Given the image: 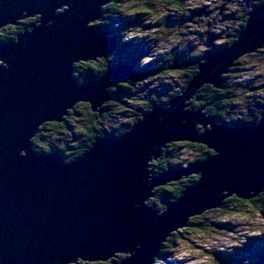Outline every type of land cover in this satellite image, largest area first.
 <instances>
[{
  "label": "water",
  "instance_id": "1",
  "mask_svg": "<svg viewBox=\"0 0 264 264\" xmlns=\"http://www.w3.org/2000/svg\"><path fill=\"white\" fill-rule=\"evenodd\" d=\"M115 1L0 0V30L37 18L15 40L0 42V264L106 262L115 253L128 255L117 264H153L162 243L192 218L229 197L251 200L264 191V111L250 125L231 127L205 106L191 108L204 86L222 90L234 64L264 48V6L248 14L228 48L209 49L178 95L153 104L126 133L96 139L70 162L35 151L42 126L62 123L78 102L102 116L109 89L140 77L127 63L88 82L75 76L77 64L118 49L119 40L96 24ZM178 142L212 154L154 176L153 162ZM192 172L196 182L162 214L148 205L155 188Z\"/></svg>",
  "mask_w": 264,
  "mask_h": 264
},
{
  "label": "rangeland",
  "instance_id": "2",
  "mask_svg": "<svg viewBox=\"0 0 264 264\" xmlns=\"http://www.w3.org/2000/svg\"><path fill=\"white\" fill-rule=\"evenodd\" d=\"M165 1L170 0H120L118 6L113 8L116 17H124L125 20L121 33L126 39L134 41L133 49L143 55L142 64L146 62L152 68L180 62L185 58L194 59L198 66L209 49L228 48L246 13L264 6V0H182V6L170 5ZM9 33L10 30L0 31L4 37H8ZM244 57L238 73L226 79L232 96L223 107L221 118L224 123L216 119L219 124L247 126L264 109V48L259 53ZM124 58H128L127 54ZM135 71L140 74V79L137 77L138 81L133 85L121 87L122 84H118V92L114 96L119 97L122 103L117 102L115 109L109 110V116L98 114L94 118L87 104L78 103L66 117L67 123L66 120L54 122L64 124L62 127L46 124L41 137L36 139L34 149L57 147L61 155L64 152L73 157L74 147L78 143L85 144L93 127L99 133L106 130L122 135L132 126V118L137 110L148 108L149 101L164 104L169 95L181 90L183 85L185 87L183 72L179 70L159 77H142L140 72ZM79 81L83 83L85 80ZM192 102L195 105L201 101ZM193 104L192 110L204 107L194 109ZM205 107L204 111L209 113V105ZM239 120L245 123L232 126ZM199 132L202 133V129ZM188 145L171 143L164 149L167 152L166 155L163 153V160H170L175 171L176 168L188 166L203 153L200 146ZM153 175L159 174L153 172ZM158 189L160 187L156 188V195L149 200L148 205L162 214L166 203L174 201L163 204ZM256 206L255 209L235 202L224 211L213 208L203 212L198 219L201 222L198 226L193 227L189 222V225L162 243V249L153 264H264V197ZM160 252H165V255H160ZM119 256L117 258L125 259L128 255Z\"/></svg>",
  "mask_w": 264,
  "mask_h": 264
},
{
  "label": "trees",
  "instance_id": "3",
  "mask_svg": "<svg viewBox=\"0 0 264 264\" xmlns=\"http://www.w3.org/2000/svg\"><path fill=\"white\" fill-rule=\"evenodd\" d=\"M120 0H116L114 3L106 6L104 8V20L99 23V25L105 30L110 32V36L115 37L119 40V47L118 49L115 51V53L111 56H109V61H106V63H99V65L97 66V69L92 68L91 64L94 62H87V63H79L75 66V76L79 79V80H85L83 82H87L90 81L91 79L100 77L102 75H104L108 69L111 66L114 65H120V64H131L132 67L137 70L138 72L141 73L142 77H147L149 75L151 76H163V75H170L174 72H178V70H172L173 67L176 66H181L184 63H192L195 62L194 59L192 58H185L182 59L180 62H176L173 64H162L160 66L157 67H151V64H148L145 62L144 64H142V60H143V55L140 53H137L135 49V44L133 43L134 41L132 39H126V37L124 36L123 33H121V29L122 27L125 25L124 23V17H116L113 8L117 7V3ZM139 1V0H138ZM140 1H153V0H140ZM164 1V0H162ZM170 5H177V6H182V0H170V1H165ZM255 8V7H253ZM253 10V9H252ZM248 17L245 18V21L242 22L239 30L236 32L235 36L232 38V40H230L229 44L231 45L235 40H236V36L237 34H239L240 30L244 27V25L246 24ZM34 22H37V18H30L28 20H26L24 22V24H22L21 26H14V27H10V28H14V32H12V36L10 37V35H8V37H4L2 35H0V41L4 42L7 39L11 40V39H16V36L18 34V32H20L23 29V25L25 24H32ZM10 28H5L2 29L0 31H4ZM259 53V51L257 52ZM125 54H127L128 58H124ZM135 54V55H134ZM136 54H138V56H136ZM202 56V55H201ZM200 56V57H201ZM206 56V55H205ZM247 57V56H246ZM245 59L242 58L239 61H237L234 66L231 68V72L224 76V86L222 90H218L213 88L212 86L206 85L204 86L200 92H199V96L202 98L201 102L199 103H195V105L193 104V102H191V104L194 105V109H198L201 106H206L209 105V114L211 116H214L216 119L219 120V122H223L224 120L221 118L222 113L224 112L223 107L227 105V103L230 101V98L232 96V94L229 92L228 90V82H227V78L231 77L232 74H237L238 73V69H239V65L241 64L242 60ZM99 61V60H98ZM183 72V76L185 78V86L187 85V83L196 75L197 73V63L195 62V64H192L191 66H187L185 68H183L182 70H179ZM235 76V75H234ZM85 77V78H84ZM137 79V78H136ZM140 79V77H139ZM124 87V86H121ZM184 88V85L183 87ZM181 88V90H182ZM181 90L176 91L175 93H173L172 95H169V97L164 101V104H166L169 99H171L172 97L178 95ZM109 91L111 93H113V100L109 101L110 105L108 106L107 103L105 104L104 108L107 110H113L115 109L114 107H116V103L120 102V104L122 103V101L120 100L119 97H115L114 94H116L118 92V88L115 87L109 89ZM148 108H140V110H137L136 115L132 118L133 120V124L130 127V129L141 120V117L144 113L148 112L149 109L151 108V106L153 105V102L148 103ZM226 104V105H225ZM193 108V107H192ZM107 110V111H108ZM106 111V112H107ZM264 111V109L262 108V110L259 112L262 113ZM89 113L91 114L92 117L96 118L97 114H94L93 111L89 110ZM106 115V114H104ZM257 117H253L252 118V122L256 119ZM66 120V119H65ZM250 122V123H252ZM67 123V120H66ZM245 123L241 120H239L238 122H234L232 124V126L234 125H239ZM55 126H59L62 127L64 124H55L53 123ZM46 126V124L44 126L41 127L40 132L38 133L37 137L34 139V145H36V139L41 137L42 134V129H44V127ZM95 127H93L90 130V133L88 135L87 141L85 142V144L82 143H78L74 148H76L73 152L74 155L72 157L71 155H66L63 152V158L66 157L67 162L72 161L73 159L77 158L78 156L82 155L92 144L96 139L102 138L106 135H110L112 137H119L121 136V134H115L109 131H102L101 133L97 132L96 130H94ZM129 129V130H130ZM188 145V144H186ZM189 146V145H188ZM201 149L203 150V153L200 154V156L194 160V162L189 163L188 166L192 165L195 162H201L203 160H205L207 158L208 155L212 154L211 151H209L207 148L200 146ZM36 152L40 153V154H45V153H52V152H57L60 151L59 148L57 147H49V148H44V149H35ZM62 151V150H61ZM164 154L167 152L166 150L163 151ZM166 155V154H165ZM163 158H161L159 161H161ZM65 161V162H66ZM159 161L157 162H153V164L151 165V169L154 171L155 174H162L165 173L166 171L172 170L173 172L175 170H173V167L170 166L169 161L170 160H163L162 163H159ZM179 170H184V168L180 169V168H176V171ZM197 176L196 175H192V176H188V177H184L183 179L173 182V183H169V185H166L165 187H160V189H158V193L160 195V198L162 200V203L164 204L165 202H170L171 200L175 201L181 194L182 192L188 188L190 185L194 184L197 180ZM157 191V190H156ZM264 194L262 193L259 197L254 198L252 200H243L240 198H237L236 196H233L232 198H228L223 202V206L221 207V209H219L218 211H224L225 209L228 208V206L233 205L235 202H240L243 203L245 205L248 206H253L255 209L257 208V204L261 202L262 198ZM201 216H196L194 218H192L190 220V224L193 225V227L198 226L199 223H201L200 221H198V219ZM175 236H178L179 234H174ZM160 255H165V252H160ZM120 257V256H119ZM124 258L120 259V258H113L111 261H106V262H102L99 264H117L118 262L120 263ZM158 260V259H157ZM78 264V263H77ZM79 264H89L87 262H79ZM159 264V263H156Z\"/></svg>",
  "mask_w": 264,
  "mask_h": 264
},
{
  "label": "flooded vegetation",
  "instance_id": "4",
  "mask_svg": "<svg viewBox=\"0 0 264 264\" xmlns=\"http://www.w3.org/2000/svg\"><path fill=\"white\" fill-rule=\"evenodd\" d=\"M226 4H224V6H225ZM224 8V7H223ZM248 14L249 13H246V15L245 16H243V18H242V20H240V26H241V24H242V22L243 21H245V18L246 17H248ZM28 20V19H27ZM26 20H24V21H22V22H19L18 23V25L17 26H21L22 24H24V22H25ZM27 25H29V24H25V25H23L22 27H23V29L21 30V31H23L24 30V26H27ZM7 30H10V33H9V35H10V37H13L12 36V32H14L13 30H14V28H10V29H7ZM4 31H6V30H4ZM3 32V31H2ZM237 32V31H236ZM19 33V32H18ZM236 34V33H235ZM235 36V35H234ZM237 36H238V34H237ZM236 36V37H237ZM13 40H15V39H11V40H9V39H7L6 41H4V42H10V41H13ZM1 42V41H0ZM111 56V55H110ZM206 57V56H205ZM106 61H109V57H107V58H103V59H99V61L98 60H96V61H94L92 64H91V67L92 68H95V69H97V66L99 65V63H101V64H103V63H106ZM103 62V63H102ZM95 79V78H94ZM92 80V79H91ZM138 81V79H133V80H131V81H129V82H127V83H121L122 84V86L123 85H127V84H129V85H133V84H135L136 82ZM88 82V81H87ZM82 83V82H81ZM118 88V87H117ZM115 89V88H114ZM112 98H113V93H112ZM154 103V102H153ZM155 104V103H154ZM88 107V109H90L91 110V107L90 106H87ZM108 110V109H107ZM106 110V111H107ZM104 114H106V115H110L111 114V111H107V112H105ZM69 115V114H68ZM68 115H67V117H68ZM105 116V115H104ZM210 151V150H209ZM74 152V151H73ZM212 152V151H211ZM164 153V152H163ZM162 158H163V154H162ZM162 161H163V159L161 160V161H159V163H162ZM157 162V161H156Z\"/></svg>",
  "mask_w": 264,
  "mask_h": 264
},
{
  "label": "bare ground",
  "instance_id": "5",
  "mask_svg": "<svg viewBox=\"0 0 264 264\" xmlns=\"http://www.w3.org/2000/svg\"><path fill=\"white\" fill-rule=\"evenodd\" d=\"M30 18H34V19H36V16H33V17H26L25 19H23V20H18L16 23H15V26H17L18 25V23L19 22H22V21H24V20H27V19H30ZM104 20V14H103V18L101 19V21H99V22H96V24H99V23H101L102 21ZM33 24H37V22H34V23H32V24H30V26H32ZM2 30V29H1ZM27 30V26H24V30L23 31H26ZM20 32H22V31H20ZM99 60V59H98ZM83 63H87V62H83ZM113 99V98H112ZM79 104L81 103V102H78ZM77 103V104H78ZM106 103H108V102H106ZM105 103V104H106ZM76 104V105H77ZM93 112H95V111H93ZM68 115V114H67ZM67 117V116H66ZM66 117H65V119H66ZM65 121V120H64ZM38 135V134H37ZM37 135H36V137H37ZM35 137V138H36ZM194 164V163H193ZM182 171H184V170H182ZM182 173H184V172H182ZM192 175H196L197 176V174H195L194 172H192V173H190L189 175H183L184 177H188V176H192ZM182 179V176H181V178H179L177 181H179V180H181ZM154 190H156V188L154 189ZM262 194V193H261ZM260 194V195H261ZM260 195H258L257 197H259ZM256 197V198H257ZM149 200L150 199H148V202H149ZM120 254H123V253H117V255H116V257L115 258H117Z\"/></svg>",
  "mask_w": 264,
  "mask_h": 264
}]
</instances>
